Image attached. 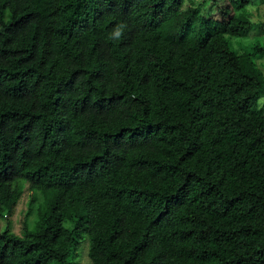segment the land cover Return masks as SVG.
<instances>
[{"label":"trees","instance_id":"trees-1","mask_svg":"<svg viewBox=\"0 0 264 264\" xmlns=\"http://www.w3.org/2000/svg\"><path fill=\"white\" fill-rule=\"evenodd\" d=\"M194 2L0 0V264H264V43Z\"/></svg>","mask_w":264,"mask_h":264},{"label":"rangeland","instance_id":"rangeland-1","mask_svg":"<svg viewBox=\"0 0 264 264\" xmlns=\"http://www.w3.org/2000/svg\"><path fill=\"white\" fill-rule=\"evenodd\" d=\"M196 2H201L202 0H194ZM194 2V3H196ZM243 13L247 15V17L257 23L258 25L255 26V29L251 30L246 36L243 37H233L232 41L233 44L241 49H247L251 46L255 41H260L264 43V0H252L250 5H247L243 9ZM257 63L261 70L264 73V58L258 59ZM259 107L264 108V94L259 97ZM38 195L36 201L34 202L33 206L37 205L42 202V197L40 193ZM30 202V190L25 187L18 203L13 207L10 211V214H0V227L7 228L10 231L16 232L20 234L23 229V224L21 222V218L26 214L29 208ZM32 211L34 212L35 209L32 207ZM34 215H30L27 218V225L28 228L32 227L35 220ZM88 249H89V239L84 238L81 242L80 248L78 250V264H100L102 263V254L98 253L97 257L91 261L90 257L88 256Z\"/></svg>","mask_w":264,"mask_h":264},{"label":"clouds","instance_id":"clouds-1","mask_svg":"<svg viewBox=\"0 0 264 264\" xmlns=\"http://www.w3.org/2000/svg\"><path fill=\"white\" fill-rule=\"evenodd\" d=\"M124 25H119L115 30L114 32L112 33V36L116 39H119L120 36H121V32L122 30L124 29Z\"/></svg>","mask_w":264,"mask_h":264}]
</instances>
